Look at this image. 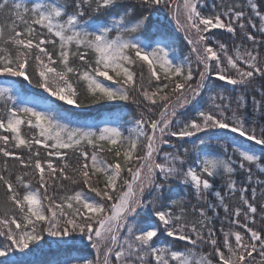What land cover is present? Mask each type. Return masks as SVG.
I'll return each mask as SVG.
<instances>
[{
	"label": "snow or ice",
	"instance_id": "1",
	"mask_svg": "<svg viewBox=\"0 0 264 264\" xmlns=\"http://www.w3.org/2000/svg\"><path fill=\"white\" fill-rule=\"evenodd\" d=\"M0 16V264H264V0H0ZM114 102L127 121L74 119Z\"/></svg>",
	"mask_w": 264,
	"mask_h": 264
},
{
	"label": "trees",
	"instance_id": "2",
	"mask_svg": "<svg viewBox=\"0 0 264 264\" xmlns=\"http://www.w3.org/2000/svg\"><path fill=\"white\" fill-rule=\"evenodd\" d=\"M208 4L211 5L212 0H207ZM158 19L160 24L168 31L171 39L174 41L173 47L177 49V56H183L186 55L189 51L186 42L183 40V33L177 31L175 28L172 27L171 22L166 18V14H161L158 17L154 18ZM0 22H3V17L0 16ZM223 40H229V35L224 34L221 37ZM264 51V49H262ZM111 83V82H108ZM17 87L21 88L22 91L25 92L26 95L33 96L36 99L41 98H47L49 100H54L52 97H48L46 93H43L42 90L30 88L26 85V83H20L17 85ZM69 107V106H66ZM135 105H131L130 103L125 102H114L112 104H105V105H88L86 107H82L80 109H72V111L76 114L74 119L77 121H100L103 120L107 115L110 113H119L123 120L127 121L129 119V115L134 113ZM130 125L125 124V128L129 127ZM25 134L30 135L27 129H25ZM72 161L75 162V157H72ZM14 161H9V166L11 167L12 164H14ZM261 179H264V176H261ZM2 191V190H0ZM249 197H251V193L249 192ZM258 209L259 204L264 203V195L261 194L260 189H257V196L256 201ZM234 206V201H233ZM215 226L217 229L220 228L221 224H223V227L227 229L229 227L228 222L224 220V213L221 210L220 216L214 220ZM47 240L51 241L53 238H47ZM55 249V245L52 246V250L48 249V246H44L45 253H48V256L41 255L40 253H37L35 256L31 257H20V259L31 262V261H39L47 258H51V255L53 254ZM4 258H0V260H3Z\"/></svg>",
	"mask_w": 264,
	"mask_h": 264
},
{
	"label": "rangeland",
	"instance_id": "3",
	"mask_svg": "<svg viewBox=\"0 0 264 264\" xmlns=\"http://www.w3.org/2000/svg\"><path fill=\"white\" fill-rule=\"evenodd\" d=\"M171 24H172V23H171ZM172 27H173V28H175V25H174V24H172Z\"/></svg>",
	"mask_w": 264,
	"mask_h": 264
}]
</instances>
